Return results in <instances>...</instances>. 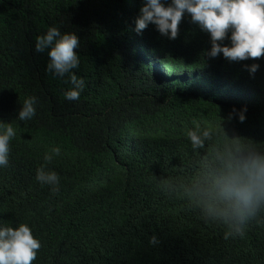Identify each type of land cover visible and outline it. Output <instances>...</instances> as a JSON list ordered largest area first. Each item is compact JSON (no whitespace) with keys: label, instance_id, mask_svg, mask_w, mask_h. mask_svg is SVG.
Masks as SVG:
<instances>
[{"label":"trees","instance_id":"1","mask_svg":"<svg viewBox=\"0 0 264 264\" xmlns=\"http://www.w3.org/2000/svg\"><path fill=\"white\" fill-rule=\"evenodd\" d=\"M143 3L0 0V123L15 130L0 167V224L31 228L40 241L31 264H264V210L232 242L200 209L218 157L236 148L264 154L252 133L264 129V54L207 56L209 34L187 14L175 39L151 22L135 36ZM48 26L80 38L78 100L63 98L67 74L45 70L47 50L34 51ZM27 96L36 112L20 121ZM242 106L243 122L228 118ZM193 120L211 130L195 150L185 135ZM125 123L137 126L130 145L121 142ZM52 147L60 154L45 167L58 174L55 192L35 179Z\"/></svg>","mask_w":264,"mask_h":264},{"label":"clouds","instance_id":"2","mask_svg":"<svg viewBox=\"0 0 264 264\" xmlns=\"http://www.w3.org/2000/svg\"><path fill=\"white\" fill-rule=\"evenodd\" d=\"M140 14L135 19V36L151 22L156 30L168 39H175L178 25L182 16L187 14L190 21L202 31L209 34L210 49L206 55L216 57L222 54L230 61L249 58H259L264 54V0H144ZM79 36L76 32H61L56 26H48L46 32L37 35L34 51L43 53L47 50L48 61L46 71L54 76L63 77L67 74L71 87L63 91L65 100H78L80 92L85 86L82 77H78L72 70L79 66V56L75 49L79 47ZM227 39L229 43L223 41ZM253 74L258 69L257 63L246 66ZM35 96H27L17 110L16 119L30 120L36 112ZM246 106L240 109L232 108L238 120H245ZM193 128H189L185 135L193 150L202 147L210 136L208 127L193 120ZM202 124V123H201ZM136 125L125 123L122 127V145L129 144L136 139ZM233 129L225 135L224 140L232 137ZM158 130L146 129L145 136L158 134ZM253 133L255 141L264 140V129ZM15 136V130L10 122L0 123V167L8 164L10 140ZM143 133L140 138H143ZM60 154L59 147H52L45 152L44 163L36 169L35 179L41 184L52 186L51 191L58 190V174L45 165L50 163L53 156ZM219 165L210 174L208 185L204 190L206 197L200 204L203 215L227 226L224 237L237 241L242 239L248 231L243 227L246 223L264 210V154L249 151L242 152L239 148L218 157ZM247 229V227H246ZM149 244H157L155 235L149 237ZM40 241L34 237L31 228L26 223H19L13 227L0 224V264H31L36 258Z\"/></svg>","mask_w":264,"mask_h":264}]
</instances>
